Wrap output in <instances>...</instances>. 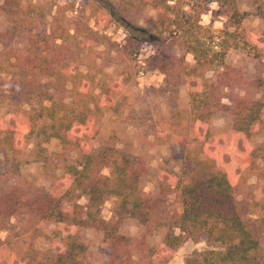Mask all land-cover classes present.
<instances>
[{
    "label": "trees",
    "instance_id": "1",
    "mask_svg": "<svg viewBox=\"0 0 264 264\" xmlns=\"http://www.w3.org/2000/svg\"><path fill=\"white\" fill-rule=\"evenodd\" d=\"M77 1L85 0H0V96L19 106L0 116V162L10 174L7 179L19 175L18 167L30 161L29 154L47 165L52 158L44 144L55 139L59 150L54 154L63 167L45 190L3 186L0 229L19 214L56 223L53 237L58 244L38 251L29 264H87L84 228L102 233V264H167L187 239L199 235L208 247L187 255L183 264H264L257 253L255 221L246 215L259 205L247 178H264V152L252 142L264 131V79H248L224 61L231 48L264 56V36L261 46L249 42L242 30L247 13L239 9V0H207L225 13L228 28L219 30L202 25L184 0H104L110 1L107 14L119 15L131 27H139L135 18L151 8L154 14L140 28L180 53L169 54L161 72L200 78L188 92L186 132L171 140L168 159L180 161L181 170L163 168L159 190L152 196L141 185L147 167L140 155L106 144L94 148L98 116L117 102L121 86L117 81L92 85L90 74L78 69L84 37L79 36L78 15H66L76 10ZM90 9L99 26L97 16L105 12ZM86 30L97 34L89 25ZM186 54L192 64L185 61ZM207 71L213 72L210 77ZM220 113H226L229 122L214 134L210 121ZM29 143L32 149L27 152ZM105 167L108 173H101ZM169 192L176 194L174 208L165 215ZM81 197L86 203L78 202ZM109 197L115 198L112 219L101 214ZM124 218L144 227L140 238L120 231ZM170 224L178 233L166 232L156 245L145 241Z\"/></svg>",
    "mask_w": 264,
    "mask_h": 264
},
{
    "label": "rangeland",
    "instance_id": "2",
    "mask_svg": "<svg viewBox=\"0 0 264 264\" xmlns=\"http://www.w3.org/2000/svg\"><path fill=\"white\" fill-rule=\"evenodd\" d=\"M32 1L44 4L48 0ZM108 2L110 1H77L76 10L66 14L68 17L78 15L76 23L79 27V36L84 37L83 44L79 48L82 61L78 69L90 74V79H93L92 85L117 81L121 86L117 102L98 116L99 134L94 148L106 144L140 155L147 167L141 185L145 194L152 196L159 190L157 180L160 174L164 171L179 173L181 170L180 161L168 159L171 140L186 132L188 92L197 87L200 78H182L178 74L165 76L161 72V66L169 64L168 55L172 53L178 57L180 53L177 47H166L160 43V40H152L151 36L140 28L145 26V18L154 14L151 8H145L135 18L139 27H131L122 23L118 18L119 15L107 14ZM183 2L187 9L199 14V22L202 25L214 30L228 28L225 13L216 2L207 0ZM91 7H96L98 10L102 8L105 12L104 15L97 16L101 22L99 26H95L93 22L95 18L91 15ZM238 7L247 13L242 21V30L246 37L250 43L261 46L259 40L264 36V0L256 2L239 0ZM0 20L2 22L3 18L1 17ZM86 25L91 26L97 34L88 33ZM0 27H4V23H1ZM96 35L102 37L98 38ZM185 61L192 64V56L186 54ZM224 61L239 69L248 79H264L263 55L253 57L244 51L231 48L227 51ZM212 73L207 71L205 76L210 77ZM223 101L227 102V99ZM17 108L18 105L0 96V116H4L8 109ZM228 122L226 113L214 116L210 121L211 131L214 134L220 133ZM252 142L264 152V131L254 135ZM44 145L52 158L51 163L47 165L34 161L33 156L29 154L30 161L18 167L19 175L7 179L10 174L8 175L0 162V190L10 184L17 185L24 192L35 189L45 190L57 176L62 174L63 167L56 161L54 154L59 150L58 141L50 139ZM237 145L241 147V143ZM26 149L29 152L32 143H29ZM3 153L1 150L0 161L4 158ZM225 160L228 161L229 158ZM108 171L106 167L100 170L104 174ZM247 182L251 185L252 195L259 205L247 211L246 215L255 221L253 225L259 240L257 253L264 262V178L250 175ZM175 196V192L165 194L166 207L163 210L165 215L171 214ZM78 202L86 203L85 197L79 198ZM114 204V197L105 200L101 211L104 218H113ZM55 229L56 223L51 219H38L26 214L10 217L6 221L5 228L0 229L2 240L0 264H29L39 256L38 251L58 244V239L53 237ZM143 230L144 227L134 218H124L120 221V231L126 235L140 238ZM178 231L177 227L166 225L154 234L146 236L145 241L149 245H156L166 232L178 233ZM81 234L88 246L86 263L102 264L101 247L104 245L101 239L102 233L95 229L84 228ZM207 247L203 235L189 238L178 248L167 264H183L187 255L201 252Z\"/></svg>",
    "mask_w": 264,
    "mask_h": 264
}]
</instances>
